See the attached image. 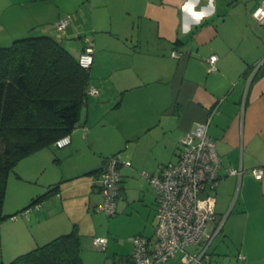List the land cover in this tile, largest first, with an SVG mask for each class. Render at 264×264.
Masks as SVG:
<instances>
[{
  "label": "crops",
  "instance_id": "obj_1",
  "mask_svg": "<svg viewBox=\"0 0 264 264\" xmlns=\"http://www.w3.org/2000/svg\"><path fill=\"white\" fill-rule=\"evenodd\" d=\"M186 2L0 0V46L37 28L43 34L56 30L54 24L70 16L68 26L93 47L89 86L97 95L87 96L70 144L63 148L72 170L60 173V206L52 216L63 209L71 214L74 199L66 202L71 191L83 214L94 211L101 202L96 171L104 168L107 157L123 148L131 166H120L119 173L141 167L159 174L176 161L180 141L209 120L207 134L220 159L216 219L224 217L221 231L229 223L223 237L237 247L241 264H264V173L259 180L252 173L264 172V24L251 16L259 0H214V13L199 24L182 11ZM201 9L212 12L208 0L195 4V11ZM106 23L108 38L100 35L106 33ZM182 24L191 30L182 33ZM213 55L217 58L211 64ZM229 168L241 169V176L228 175ZM129 183L121 178L119 191ZM124 196L129 203L126 192ZM50 217L40 211L28 215L22 219L24 229L12 217L8 228L18 238L12 248L36 242L29 229ZM73 221L68 216L65 222L45 225L39 239L77 230ZM5 228L1 224V245Z\"/></svg>",
  "mask_w": 264,
  "mask_h": 264
},
{
  "label": "rangeland",
  "instance_id": "obj_2",
  "mask_svg": "<svg viewBox=\"0 0 264 264\" xmlns=\"http://www.w3.org/2000/svg\"><path fill=\"white\" fill-rule=\"evenodd\" d=\"M101 25L103 26L105 23L102 22ZM47 27H49V25ZM71 27L72 25L70 24L65 29L64 33H60L56 30H49L44 34L37 28L29 34L27 33L28 35L19 34L18 36L22 37L16 38L48 36L58 41L75 57L78 54L80 46L81 48L85 45L88 46L90 45V41L85 35L81 36L79 40L76 31H73ZM106 27V33L100 35L108 38V23H106ZM95 30L98 32V29ZM86 36H91V34L87 33ZM85 38L88 39V43L84 41ZM11 42L12 41H9L5 46H8ZM83 113L84 107L82 109V114ZM122 145L124 147V144ZM121 151H123L122 153L120 152L122 154L121 158L125 160L123 148ZM64 153V149H56L50 146L41 147L24 155L9 171L6 179V190L2 207V214L6 217L3 222L6 228L3 230V245L0 244V262L8 263L18 255L49 242L52 240L50 239L51 237L39 239V237L41 238L40 233L42 231L44 232L46 226L51 227L53 224L57 225L58 223L65 222V219L69 216L71 219L74 218L73 222L76 221L82 264H133L130 257L133 245L130 239L136 235L151 237L156 226L155 192L148 179L141 175L143 171L149 174L148 170L140 167L129 172L125 168L119 173L121 178L124 177V179L128 180L130 183L126 191H119L117 197V211L113 215L107 216L105 213L93 210L89 211L88 209L84 210L85 214H83V211H80L77 207L79 203L78 198H76L74 192L71 191L67 198L68 201H66L67 199H65V196L62 197L63 202H69L74 199L71 201L73 203V205L71 204V214H69L67 209H63L58 212V214L52 216L54 212L59 210L60 198L56 196L55 193L49 195V192L54 187H59L61 185V180L59 179L61 171L72 170V166L70 165L72 159L66 157ZM125 192L128 195L129 203L125 202ZM216 195L217 191L215 196ZM36 199L43 200L41 203H32ZM139 199L140 201H138ZM234 203L235 200L233 199L229 210L233 209ZM39 204L42 205V209L35 210ZM27 207L29 208L25 210ZM56 207L57 209L54 211ZM30 209L32 211L28 212ZM39 211L41 214L50 215L51 217L47 219L48 221H45L44 225H41V227L36 226L29 229V232L33 234L32 236L38 238L37 241H34V243L30 241L29 245L21 242V245L16 247L17 249L12 248V245H14L13 243L18 242V238L16 237L17 235L8 228L9 225L13 227L9 222L11 220L9 216L14 215V217L21 220L18 225L24 229L26 221L24 222L22 219L28 217V215L34 217L38 215ZM216 223L217 227H219V232L214 237L208 249L209 260L207 264H241L242 262H240L237 255V247L223 237V234L229 227V223L226 224L223 231L221 230L224 225V217L222 216L219 221L216 219ZM72 226L73 225H71V227ZM45 236L46 235H44V237ZM23 237V233L20 232L19 241L20 239L23 241ZM96 237L107 239V248L105 251H100L94 247L93 239ZM184 250L188 253H197L200 247L188 246ZM180 256L181 254L178 253L174 258L168 260L164 264H182Z\"/></svg>",
  "mask_w": 264,
  "mask_h": 264
},
{
  "label": "trees",
  "instance_id": "obj_3",
  "mask_svg": "<svg viewBox=\"0 0 264 264\" xmlns=\"http://www.w3.org/2000/svg\"><path fill=\"white\" fill-rule=\"evenodd\" d=\"M89 70L48 36L24 37L0 46V227L6 219L2 207L9 171L24 155L53 147L77 127L89 96ZM53 193H58V186L49 195ZM0 264H82L77 230Z\"/></svg>",
  "mask_w": 264,
  "mask_h": 264
},
{
  "label": "built area",
  "instance_id": "obj_4",
  "mask_svg": "<svg viewBox=\"0 0 264 264\" xmlns=\"http://www.w3.org/2000/svg\"><path fill=\"white\" fill-rule=\"evenodd\" d=\"M258 9L264 10V0H259L251 16L264 24V11L254 16ZM70 22V16L59 19L54 27L64 33ZM88 43V39H84ZM177 56V55H174ZM213 55L209 62L216 60ZM262 63V62H261ZM260 63V64H261ZM81 68L90 69L93 64V47L86 46L78 55ZM88 95H97V90L90 86ZM209 120L199 123L181 141L176 161L165 165L159 174L150 175L143 171L141 175L148 179L155 192L156 226L151 237L136 235L131 238L133 245V264H164L181 254L182 264H207L208 249L219 232L215 216V191L219 184L220 159L216 143L207 134ZM66 141V142H65ZM70 144L66 135L53 144L56 149H63ZM130 167L131 163L114 154L107 158L104 168L97 175V187L101 202L94 211L113 215L117 211V197L120 189L119 167ZM228 175L240 177L241 169L227 170ZM255 179L262 178V170L252 171ZM203 207H199V204ZM40 206L38 205L36 209ZM32 209V208H31ZM30 209V210H31ZM93 245L100 251L107 248L106 238H94ZM188 246H199L197 253L185 252Z\"/></svg>",
  "mask_w": 264,
  "mask_h": 264
},
{
  "label": "clouds",
  "instance_id": "obj_5",
  "mask_svg": "<svg viewBox=\"0 0 264 264\" xmlns=\"http://www.w3.org/2000/svg\"><path fill=\"white\" fill-rule=\"evenodd\" d=\"M199 0H195V3L192 0H187V2L182 6V11L189 13L196 24H199L202 20H204L207 16H210L214 13V0H208V7L212 9V12H208L205 9H201L200 11H195V4L198 3ZM264 10L258 9L254 16H259L261 12ZM191 30V25L182 24L181 32L186 34ZM66 142V141H65ZM199 207H203V204H199Z\"/></svg>",
  "mask_w": 264,
  "mask_h": 264
}]
</instances>
